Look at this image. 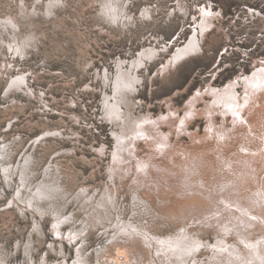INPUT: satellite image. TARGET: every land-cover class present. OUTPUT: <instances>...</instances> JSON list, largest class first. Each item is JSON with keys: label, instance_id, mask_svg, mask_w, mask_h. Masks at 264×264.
I'll return each instance as SVG.
<instances>
[{"label": "bare ground", "instance_id": "1", "mask_svg": "<svg viewBox=\"0 0 264 264\" xmlns=\"http://www.w3.org/2000/svg\"><path fill=\"white\" fill-rule=\"evenodd\" d=\"M107 6L105 3L107 14L118 18L117 9ZM12 20L0 17L2 58L8 56V49L4 50L6 47L24 54L35 40L31 32L18 39L13 30V41H18V44L8 43L4 39L5 34L10 33L8 27L18 29ZM202 31L205 33L204 29ZM197 32L185 46L177 48L168 64L163 65V72L197 53L201 43ZM156 53L149 49L142 57L153 58ZM138 59L133 64L131 62L130 71H124L119 64L115 96H104L107 98V118L115 126L113 137L117 141L113 161L110 159L109 163L111 180L105 189L86 186L75 190L71 185V175L58 162L45 169L43 157H38L35 151L30 153L31 148L21 156V135L9 142L4 139L0 144V175L4 176L3 183L13 192L9 209L5 212L17 208L26 220L32 216L34 224L28 244L18 240L17 249H25V260L37 264L39 261L35 255L29 253L31 245L35 242L47 245L38 220L51 217V231L56 240L48 246L46 254L39 252L42 256L39 264H49V252L61 256L63 261L59 264H264V113L258 115V121L253 113L256 110L257 113L264 112L261 98L257 97L264 88V65L254 69L250 75L229 80L222 87L210 86L205 92H196L183 117L179 110L169 108L167 115L153 118L132 114L134 101L130 95H134L135 87L142 81L135 71L145 63ZM1 63L2 60L0 66L3 67ZM24 74L15 78L11 76L13 79L7 82V96L10 93L31 96L30 89L24 90L21 86L27 82ZM202 101L206 106L199 110L197 103ZM197 116L206 118L208 126L203 135L192 134L195 149L174 143L171 135L162 130V125L168 124L175 126L177 132L189 133L187 125L191 118ZM217 116L225 119L224 124L219 125ZM230 118L231 128L225 124ZM60 134L48 132L41 139L44 141L38 139L36 142L44 146L49 137L53 135L60 139ZM142 142L155 152L140 156L139 144ZM76 149L66 148L67 151L62 152L75 157ZM95 150L101 158L106 155L105 145ZM159 156L166 159L164 165L159 162ZM119 181L121 184L130 181V203L126 193L121 192ZM5 190L6 186H0V199L5 198ZM142 190L145 195L141 194ZM171 222L176 232L164 234L161 227L171 226ZM207 231L213 232L215 243L203 241L200 234L205 235ZM94 237L97 242L92 244ZM56 241L60 242L59 246ZM66 244L73 247V263L67 259ZM12 253L2 246L0 264H19L12 261Z\"/></svg>", "mask_w": 264, "mask_h": 264}, {"label": "rangeland", "instance_id": "2", "mask_svg": "<svg viewBox=\"0 0 264 264\" xmlns=\"http://www.w3.org/2000/svg\"><path fill=\"white\" fill-rule=\"evenodd\" d=\"M59 1L0 0V17L13 19L18 28L16 30L9 26L10 33H6L4 39L15 45L18 44V41H13L15 35L18 39H21L22 35L30 34L35 37L26 54L6 47L4 50L8 49V59L0 55L3 65L0 66V144L4 139L9 142L21 135V156L31 148L30 153L35 151L38 157H43L42 164L46 165L45 169H48L51 163L58 162L60 167L71 175V185L75 190L86 186L105 189L104 186L107 187L111 180L109 163L110 159L113 161L112 154L117 141L114 138L115 126L107 118V98L104 96H115L114 85L120 65L124 71H130L131 65L138 57V61H145L146 64L135 71L142 81L135 87L137 91L134 95H130L134 101L132 114L135 117L150 115L149 117L154 116L153 118L167 115L169 108L179 110L178 113L183 117L190 99L196 92H205L210 86L222 87L229 80L250 75L254 69L264 65V0ZM105 3L107 7L117 9L118 18L107 14ZM205 9L211 14L208 15ZM196 30L197 38H200L201 42L197 53L163 72V65L168 64L178 47L186 45ZM149 49L157 53L153 58L144 60L143 53ZM24 73L27 82L21 86L24 90L30 89L31 96L27 97L24 93H10L7 96V82L11 81L12 77ZM262 91L263 87L260 90L262 94L257 95L261 98V107L264 105ZM239 92L242 93L243 90L239 89ZM205 106L203 101L197 103L199 110ZM124 109H127V106L124 105ZM253 113L254 118L259 120L258 115L264 112L257 113L256 110ZM216 119L219 125L224 124L225 119L222 117L217 116ZM228 120L225 124L233 127L231 118ZM207 123L206 118L197 116L191 118L187 125L189 133L177 132L174 130L175 126L168 124L162 125V130L171 135L174 143H180L183 148L195 149L197 147L192 137L194 133L203 135ZM238 130L242 129L239 127ZM48 132L53 135L58 132L62 135H59L60 139L52 135L44 146L36 142ZM144 143L139 144L140 156L155 152V149L152 150ZM103 145L106 146V155L101 158L95 149ZM74 147L77 148L75 157L62 152L66 148L71 150ZM158 160L163 162V165L166 163L163 156H159ZM4 179V176L0 175V186H6L7 190L5 198L0 199V212L4 211L0 214V250L4 246L13 252L12 261L31 264L25 260V249H17L16 244L18 240L22 244L24 241L28 244L34 229L33 219L31 216L30 220H26L17 208L12 212H5L9 209L13 192L3 183ZM118 185L121 192L126 193L130 203V181L123 184L119 181ZM140 192L145 195L143 190ZM50 219L38 220L45 235L44 243L47 245L38 242L31 245L29 253L35 255L37 262H41L42 256H39V252L46 254L48 246L56 240L51 231L53 219ZM171 223V226L161 227L164 234L176 232L175 225ZM200 235L204 242L216 241L212 231ZM96 242V237L92 238L91 243ZM57 245H60L59 241ZM72 250L73 247L69 244L65 245L67 259H72ZM48 257L49 264H59L63 261L61 256L54 252H49ZM204 257L202 258L205 259ZM74 261L75 259L71 260V263Z\"/></svg>", "mask_w": 264, "mask_h": 264}]
</instances>
